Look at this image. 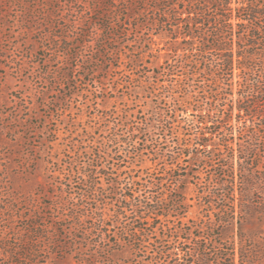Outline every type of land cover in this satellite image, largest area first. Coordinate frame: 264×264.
Listing matches in <instances>:
<instances>
[{
	"label": "rangeland",
	"instance_id": "obj_1",
	"mask_svg": "<svg viewBox=\"0 0 264 264\" xmlns=\"http://www.w3.org/2000/svg\"><path fill=\"white\" fill-rule=\"evenodd\" d=\"M128 4L31 2L30 33L20 8L8 9L0 45V237L14 245L25 232L23 241L36 234L37 264H87L79 256L93 252L106 258L96 264H162L159 254L179 232L185 264L202 256L232 264L233 250V264H264V101L250 95L242 110L259 112L237 115L249 82L216 64L209 72L195 51L189 60L167 55L173 41L138 26ZM115 126L124 134L117 145L108 142ZM99 149L102 163L89 155ZM97 163L102 174L92 170ZM83 170L93 171V182L77 187ZM171 200L178 202L171 215L135 211ZM29 214L42 218L39 231ZM77 214L73 224L68 217ZM55 240L72 245L57 250Z\"/></svg>",
	"mask_w": 264,
	"mask_h": 264
},
{
	"label": "trees",
	"instance_id": "obj_2",
	"mask_svg": "<svg viewBox=\"0 0 264 264\" xmlns=\"http://www.w3.org/2000/svg\"><path fill=\"white\" fill-rule=\"evenodd\" d=\"M39 1L40 0H0V12L3 16L0 17V45L4 27H9L7 26L6 20L9 16L8 9L10 6L13 5L20 8L17 12H19L20 18L22 19L21 24L25 26L26 32L30 33L33 29L27 21V16L32 10L30 5L31 2L36 3ZM97 2H99V0H96V3ZM125 10L130 12L131 15L136 16L138 26H147L156 32L157 36L166 35V37L173 41V46L165 49L166 52H170L167 53V55L185 54L186 59L189 60V56L187 55L195 51L197 55L201 57V62L206 65L209 72L211 71V64L219 65L221 69L228 72L230 76H233L234 71L237 70L239 79H243L242 82H249L248 87L250 91L246 95L239 93L237 115L245 117L252 116L254 113L259 112L257 106L249 108V110H242L241 105L244 100H250V95L252 98L264 101V0H130V4H128ZM136 18L134 17V19ZM104 29H106V27ZM151 42L154 44L156 40L151 39ZM190 66L194 67L192 64H190ZM199 73L200 72L197 71H191L189 75L193 77ZM242 82L240 80L238 81L240 87L242 86ZM212 92L215 96L213 99H218L219 92ZM229 112L232 113V110H228V113ZM157 119L160 121V118ZM226 122L230 124L231 119L227 118ZM201 125V134H208L207 131H204V124L202 123ZM110 133L112 134H110L111 137L108 139L109 144H119L121 138L124 136V134H121L120 126L113 127ZM216 133L217 131L212 132V134ZM131 135L132 134L128 135V140H133L135 135ZM222 139L223 143L227 142L224 137H222ZM101 152V149L92 150L89 155H93L99 163H102L104 160L101 156ZM186 153H184V155H190L189 152ZM175 159L176 158L171 159L172 163H175ZM100 167L98 163L93 164L92 170L97 171V175L100 173L102 174V168ZM92 170L76 172V175H78L76 178L77 187L80 186V183L84 187L88 185L90 181L93 182ZM171 177L172 175L169 174L170 181H172ZM70 192H73V190H70ZM12 197V199L16 201L19 199L15 198L14 195ZM171 201V205L168 204L170 201L167 203L155 201V206L152 207H147L141 203L139 206H135V211L142 208L141 210L143 211L141 212L151 213L155 211V207H158L160 209L159 211H161V216L164 217L165 215L177 213L176 209L178 207V202L176 200ZM24 211L30 210L26 208ZM3 213L5 212H2V214ZM23 215H25V212L21 214L20 219H23ZM120 215L119 213H115L113 217L116 216L120 218ZM178 215L179 214H177V216ZM34 217V215L29 214L26 221L33 225L35 231H39L42 226L38 224L37 219L42 220V218ZM76 217L77 218L71 216L68 217V219L75 224L76 219L80 220V215L77 214ZM98 221L103 224L102 227H105L106 218L99 217ZM143 221L145 220L139 222ZM7 229L9 230L6 232L9 234L11 228ZM20 230H22V228H20ZM56 230L58 231V229ZM60 231L66 232L67 228L61 226ZM27 234L28 233L25 232L22 234V237L21 234H19V236L23 239L26 238ZM178 234L179 232H177V236L175 237L181 240L182 236ZM29 235H32V233ZM187 235L189 236L190 234L187 233ZM8 237H0V242L3 244L2 250L8 255L6 257L7 264L38 263V242L34 240L36 234L31 238L28 237L24 239L26 241L21 240V238L17 239L18 243L16 242L17 244L14 245L11 244L9 241L10 238ZM59 238L60 236L58 235L56 239ZM64 238H66V236ZM167 238L170 239L171 236L169 235ZM193 239L199 243L202 241V236L199 234L194 236ZM176 242L170 244L169 240L166 241L168 246L166 248L163 247L162 253L159 254V258L163 260L162 264H185L181 262L183 258L178 257V252L184 251L180 246L175 245ZM49 243L57 250L66 249L72 245H68L62 240H55L53 243ZM197 251H199V246ZM118 252V250H113L112 257H115ZM83 256H79V260H83V262L87 264H96L98 262L105 263L103 259H106L105 257H101L99 252L98 254L93 252ZM226 257H228V261H232L233 264L234 250ZM197 262L199 264L207 263L203 256L201 259L198 258ZM0 264L3 263L0 261ZM108 264H110V262Z\"/></svg>",
	"mask_w": 264,
	"mask_h": 264
}]
</instances>
